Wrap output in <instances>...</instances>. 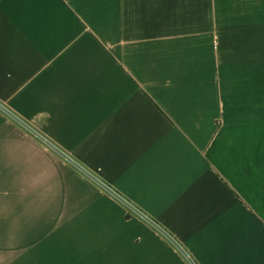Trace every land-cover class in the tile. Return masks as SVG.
I'll list each match as a JSON object with an SVG mask.
<instances>
[{
    "label": "crops",
    "instance_id": "0c3cea01",
    "mask_svg": "<svg viewBox=\"0 0 264 264\" xmlns=\"http://www.w3.org/2000/svg\"><path fill=\"white\" fill-rule=\"evenodd\" d=\"M74 260L264 264V0H0V264Z\"/></svg>",
    "mask_w": 264,
    "mask_h": 264
},
{
    "label": "rangeland",
    "instance_id": "374dc122",
    "mask_svg": "<svg viewBox=\"0 0 264 264\" xmlns=\"http://www.w3.org/2000/svg\"><path fill=\"white\" fill-rule=\"evenodd\" d=\"M63 242H61V244H60V242H58V248H59V250H61V249H64L63 247V244H62ZM70 260V259H69ZM81 261V258H76V262H80ZM66 261H63L62 262V264H80V263H75V260L74 261H72V262H69V263H65Z\"/></svg>",
    "mask_w": 264,
    "mask_h": 264
}]
</instances>
